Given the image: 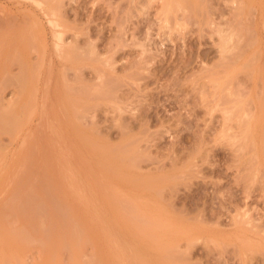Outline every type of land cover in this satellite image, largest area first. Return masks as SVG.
I'll use <instances>...</instances> for the list:
<instances>
[{"label": "rangeland", "instance_id": "rangeland-1", "mask_svg": "<svg viewBox=\"0 0 264 264\" xmlns=\"http://www.w3.org/2000/svg\"><path fill=\"white\" fill-rule=\"evenodd\" d=\"M185 3L0 0V264H264V0Z\"/></svg>", "mask_w": 264, "mask_h": 264}, {"label": "bare ground", "instance_id": "bare-ground-1", "mask_svg": "<svg viewBox=\"0 0 264 264\" xmlns=\"http://www.w3.org/2000/svg\"><path fill=\"white\" fill-rule=\"evenodd\" d=\"M162 1H163V5H164L163 8H164L165 11L167 10L168 13H169V12L171 13V11L173 12L174 9H175V10H180L182 7H184V9H186L185 6L188 4V3H185V1L187 2V0H185V1H184V0H162ZM198 1H199V0H198ZM198 3H199V2H198ZM185 4H186V5H185ZM194 4H195V3H194ZM192 5H193V4H192ZM243 5H244V3H243ZM243 5H242V6H243ZM188 6H190V5H188ZM188 6H187V8H188ZM195 6H196V5H195ZM244 6H246V5H244ZM193 7H194V6H193ZM163 8H162L161 11H163ZM178 8H179V9H178ZM191 8H192V7H191ZM195 8H196V7H195ZM195 8H193V9L195 10ZM189 9H190V8H189ZM182 10H183V9H182ZM187 10H188V9H187ZM161 11H160V12H161ZM165 11H163L162 13H164ZM180 11H181V10H180ZM184 11H186V10H184ZM175 12H176V11H175ZM182 12H183V11H182ZM189 12L191 13L192 11H189ZM173 13H174V12H173ZM193 13H195V11H194ZM162 15H163V14H162ZM162 15H161V16H162ZM164 15H166V12H165ZM171 15H173V14H171ZM169 16H170V14H169ZM169 16H168L169 19L167 18V21H168V20L170 21V17H169ZM162 17H163V16H162ZM164 17H166V16H164ZM176 18H177V17H176ZM174 20H175V19H174ZM162 21H163V20H162ZM169 21H168V22H169ZM165 22H166V19H164V23H165ZM166 23H167V22H166ZM166 23H165V24H166ZM58 24H59V23H58ZM170 24H171V23H170ZM167 25H168V24H167ZM59 29H60V28H59ZM30 32H31V31H30ZM60 34H61V33H60ZM61 35H62V34H61ZM61 35H60V36H61ZM62 36H63V35H62ZM226 36H227V35H226ZM228 36H229V34H228ZM228 36H227V37H228ZM230 36H231V35H230ZM227 37H226V39H227ZM60 38H61V37H60ZM224 39H225V38H224ZM231 40H232V37H231ZM225 41H226V40H225ZM230 42H231V41H230ZM225 43H226V42H225ZM227 43H228V42H227ZM227 43H226V44H227ZM64 45H65V44H64ZM66 45H67V44H66ZM224 45H225V44H224ZM225 46H227V45H225ZM59 47H60V46H59ZM63 47H65V46H62V48H63ZM226 48L228 49V47H226ZM59 52H60V51H59ZM18 57H19V56H18ZM239 57H240V56H239ZM22 70H23V69H22ZM23 71H24V70H23ZM34 72H35V71H34ZM36 73H37V72H36ZM9 75H10V74H9ZM11 75H12V74H11ZM39 75H40V74H39ZM24 76H25V75H24ZM9 78L12 79L11 76H9ZM33 78H34V77H33ZM19 79H21V81H22V77H21V78H18L17 81H19ZM24 80H25V79H24ZM21 81H19V82L21 83ZM225 82H226V81H225ZM6 83H7V82H6ZM24 83H25V82H24ZM13 84H14V83H13ZM25 84H26V83H25ZM25 84H24V85H25ZM20 86H21V85H20ZM217 86H218V84H217ZM223 86H224V83H223ZM24 87H25V86H24ZM19 89L21 90V89H23V88L21 87V88H19ZM20 90H19V92L22 93V91H20ZM23 91H24V90H23ZM29 94H30V93H29ZM19 95H20V94H18L17 96H19ZM18 98H19V97H18ZM80 99H81V98H80ZM33 100H34V99H33ZM35 100H36V99H35ZM12 101H13V100H12ZM77 101H78V100H77ZM17 102H18V101H17ZM9 103H10V102H9ZM23 103H24V102H23ZM263 103H264V102H263ZM14 104L17 105L16 102H14ZM10 105H12V104L10 103ZM32 105H33V104H32ZM260 105H261V104H260ZM8 106H9V104H8ZM20 107H21V106H20ZM34 107H35V106H34ZM34 107H33V110H34ZM7 108H8V107H7ZM10 108H11V107H10ZM11 109L13 110L14 107H12ZM23 109H24V108H23ZM23 109H22V110H23ZM27 109H28V108H27ZM27 109H26V110H27ZM30 109H31V107H30ZM261 109H263V108H261ZM20 110H21V109H20ZM26 110H25V111H26ZM31 110H32V109H31ZM31 110H30V111H31ZM35 110H36V109H35ZM74 110H75V109H74ZM82 110H83V108H82ZM2 111H3V110H2ZM84 111H85V110H84ZM263 111H264V110H263ZM32 112H33V111H31V113H32ZM81 112H83V111H81ZM8 113H10V112H8ZM21 113H23V112H21ZM29 113H30V112H29ZM73 113H74V112H73ZM79 113H80V112H79ZM11 114H12V113H11ZM14 114H15V113H14ZM249 114H250V113H247L246 115H249ZM12 115H13V114H12ZM23 115H24V114H23ZM30 115H32V114H30ZM76 115H77V113H76ZM76 115H75V116H76ZM251 115H252V114H251ZM251 115H250V117H251ZM260 115H262L261 111L259 112V116H260ZM4 116H5V115H4ZM10 116H11V115H10ZM10 116H9V118H11ZM19 116H20V115H19ZM78 116H80V114H78ZM78 116H77V117H78ZM255 116H256V115H255ZM14 117H16V115H13V119L15 120ZM30 117H32V116H30ZM30 117H29V118H30ZM239 117H240V116H239ZM250 117H248L247 120H249ZM252 117H253V116H252ZM263 117H264V116H263ZM20 118H21V117H20ZM25 119H26V116H25ZM258 119H259V120H258ZM258 119H256V117H255V120L257 121V123H258V122L261 123V121H260V117H258ZM262 119H263L262 121H264V118H262ZM2 120H3V119H2ZM10 120H11V119H10ZM10 120H9V121H10ZM9 121H7V123H8ZM12 121H13V120H12ZM22 121H23V118H22ZM22 121L20 122V121L18 120V122L20 123V125H22V124H21ZM256 121H255V122H256ZM14 122H15V121H13V123H14ZM18 122H15L16 125H17ZM23 122H24V121H23ZM245 123H247V121H246ZM257 123H256V124H257ZM8 124H9V123H8ZM9 125H10V124H9ZM244 125H245V124H244ZM248 125H250V122L248 123ZM248 125H247V127H249ZM261 125H262V124H261ZM253 126H254V125H253ZM255 126H256V125H255ZM259 126H260V125H259ZM7 127H8V126H7ZM10 127H11V126H10ZM10 127H9V129H10ZM18 127H21V126H18ZM18 127H17V128H18ZM260 127H261V126H260ZM3 129H4V128H3ZM11 129H13V128L11 127ZM248 129H249V128H248ZM263 129H264V127H262V133H263ZM7 130H8V128H7ZM5 131H6V130H5ZM8 131H10V130H8ZM0 132H1V131H0ZM11 133H12V132H11ZM15 133H16V131H14V134H15ZM247 133H248V131H247ZM244 135H245V134H244ZM249 135H250V134H249ZM249 135L247 134V136H249ZM261 136H262V135H261ZM247 138H249V137H247ZM247 138H246V139H247ZM261 138L264 139V136H262ZM252 140H253V138H252ZM249 141H250V140H249ZM249 141H247V142H249ZM260 141H261V140H260ZM251 144H252V143H251ZM0 148H1V146H0ZM4 148H5V147H4ZM1 150H2V149H1ZM5 151H6V150H5ZM262 153H263V150H262ZM122 159H123V158H122ZM124 159H125V158H124ZM257 159H258V158H257ZM255 161H256V160H255ZM145 223H146V222H145ZM148 224H149V222H148ZM144 225H145V224H144ZM146 225H147V224H146ZM160 225H161V224H160ZM157 226H159V225H157ZM42 230H43V229H42ZM72 231H73V230H72ZM1 257H2V256H1ZM5 257L7 258L8 256L5 254L4 258H5ZM13 257H14V259H15V255H14ZM4 258H1V259H4ZM16 259H17V258H16ZM16 259H15V260H16ZM18 259H19V258H18ZM8 260H9L8 262H10V258H8ZM89 260H90V259H89ZM4 261H5V260H4ZM6 261H7V259H6ZM91 261H92V260H91ZM8 262H7V263H8ZM4 263H5V262H4ZM19 263H20V261H19ZM87 263H88V262H87ZM8 264H9V263H8ZM89 264H90V263H89Z\"/></svg>", "mask_w": 264, "mask_h": 264}]
</instances>
